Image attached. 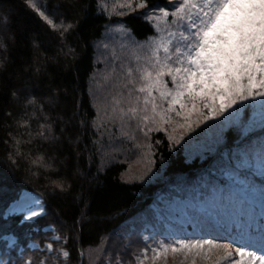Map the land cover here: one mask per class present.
<instances>
[{
  "label": "trees",
  "instance_id": "1",
  "mask_svg": "<svg viewBox=\"0 0 264 264\" xmlns=\"http://www.w3.org/2000/svg\"><path fill=\"white\" fill-rule=\"evenodd\" d=\"M147 2L163 5L165 0ZM33 4L47 9L55 27ZM145 10L109 17L99 0H0V15L8 19L6 28L0 25L1 246L2 237L12 233L23 248L30 238L40 240V245L49 241L54 251L40 252L46 264H107L117 249L101 256L90 250L107 237L120 248L122 230L159 204L160 195H187L199 180L215 177L210 170L223 163L221 150L243 139L239 127L233 126L214 155L189 160L181 148H172L163 132H150L158 177L124 179L127 163L122 158L112 161L113 142L101 139L95 126L90 82L97 67L95 43L110 22L123 23L138 40L155 33ZM61 25L71 28L63 31ZM42 125L51 128L47 139L38 135ZM143 145L130 141L124 149L134 155ZM61 180L67 190L52 191ZM211 181L193 193L205 194ZM24 190L42 198L45 214L33 221H23L21 214L6 217L7 207ZM62 246L68 251L66 262L58 253Z\"/></svg>",
  "mask_w": 264,
  "mask_h": 264
},
{
  "label": "rangeland",
  "instance_id": "2",
  "mask_svg": "<svg viewBox=\"0 0 264 264\" xmlns=\"http://www.w3.org/2000/svg\"><path fill=\"white\" fill-rule=\"evenodd\" d=\"M139 2L140 0H99V6L109 17L124 16L144 10L136 7ZM42 9L49 18L53 19L44 6ZM150 21L155 25V20ZM160 27L164 29L166 26L161 22ZM157 35L155 30V33L148 38L138 40L123 23L110 22L103 38L95 43L97 67L90 82L97 113L95 126L101 139L113 142V147L109 148L114 153L112 161H120L122 158V161L127 163L124 179L153 181L158 177L159 174L153 164L152 145L149 142L150 132H163L172 148H181L189 160L214 155L222 147L226 132L233 126L239 127L243 139L232 148L221 150L223 163L219 165V169L217 167L210 170L215 177H208L210 181L212 180V185L205 194L199 195V191L195 194L193 190H198L199 186L207 184L209 182L207 179L199 180L196 189H192L187 195L174 194L166 197L162 194L159 196L161 200L159 204H154L151 211H147L138 221L132 222L129 228L122 230V233L119 232L125 233L121 237L124 245L118 248L116 241L107 237L98 248L90 250L92 254L101 256L105 249H117V254L124 258L125 264H131L129 261L131 254L144 248L145 245L156 247L155 241L170 244L179 240H215L218 245L232 244L233 248L240 247L243 246V242L240 230L235 226V218L239 216L251 220L255 225L264 221V177L259 175L255 167L237 169L234 159L238 149L258 148L260 142L264 140L260 97L234 105L220 116H209L207 119L203 116L199 118L194 116L190 127H181L185 124L182 116H173V123L159 124L152 122L151 119L148 121L134 119L123 125L119 119L114 122L111 120L115 99L119 98V85L127 79L138 81L139 70L147 66L145 61L151 56L153 46L151 41ZM159 35L166 38V33L163 31ZM160 55L163 56L162 49ZM129 68L133 70L131 78L126 76ZM164 107H167L166 103ZM204 111L207 115V110ZM147 115L149 117L152 115L150 106ZM156 119L158 121L159 117ZM130 141L134 146L144 144L140 148L141 151L135 152V150L134 155H130V152L124 149V144ZM116 155L120 158L115 157ZM127 156L131 159H127ZM21 207L31 208L39 215L32 220H25L24 217L29 213L21 212ZM12 209L17 210L11 211ZM17 214L23 216V221H33L45 214V204L40 196L24 190L9 204L4 215L11 217ZM48 230L52 231L54 239L58 237L52 226H49ZM256 234L253 230L252 235ZM2 241L4 245H0V262L5 264H23V261L30 257L33 264H41L44 258L40 252L45 251V246L50 244L47 241L40 245V240L30 238L25 248L19 247L17 238L12 233L4 235ZM61 249L68 253L63 246L58 249V253ZM30 250H36L37 253H30ZM222 251V248H214L207 259L203 256H189L185 259L182 252L169 251L165 257H159L155 264H192L193 259L195 264H214L217 257L222 255ZM247 251H255L258 256L264 255V251L258 247L248 246ZM15 254L20 256L15 258ZM151 256L152 253L149 252L146 264H153ZM61 258L66 262L68 256L61 255ZM240 259L239 255L233 253L232 257L222 260L220 264H234V261Z\"/></svg>",
  "mask_w": 264,
  "mask_h": 264
},
{
  "label": "snow or ice",
  "instance_id": "3",
  "mask_svg": "<svg viewBox=\"0 0 264 264\" xmlns=\"http://www.w3.org/2000/svg\"><path fill=\"white\" fill-rule=\"evenodd\" d=\"M32 7L55 27L53 19L44 11L35 4ZM136 7L146 9L145 17L156 21L153 27L158 35L151 41V56L145 61L147 66L139 70L138 81L127 79L119 85V98L115 99L111 114L113 122L119 119L123 125L134 119H151L157 124L173 123V116H182L185 124L181 127H190L194 116L205 119L220 116L234 105L260 97L261 127L264 128V0H165L163 5L140 0ZM161 22L166 26L164 29L160 27ZM0 25L7 27L6 14L0 15ZM61 28L68 31L71 25H61ZM162 31L166 38L159 35ZM132 75L133 70L129 68L126 76L131 78ZM165 103L167 107H164ZM149 106L151 117L147 115ZM41 127L43 130L38 135L49 138L51 128ZM234 159L237 169L255 167L264 177V140L258 148L238 149ZM56 190H67L63 180L55 184L52 191ZM20 211L29 213L25 220L39 215L31 208L21 207ZM234 223L240 230L243 246L218 245L215 240H179L170 244L155 241L156 247L145 245L133 252L129 261L146 264L151 252L155 264L169 251L182 252L185 259L189 256L207 259L213 249L219 247L223 250L222 255L214 264H220L233 253L241 257L234 264H264V255L247 251L248 246L264 251V221L255 225L253 221L237 216ZM253 230L256 235H252ZM45 247L48 252L53 251L51 244ZM60 254L68 256L62 249ZM23 264H33L32 258L24 260ZM107 264H125V260L114 254L107 257ZM192 264H195L194 259Z\"/></svg>",
  "mask_w": 264,
  "mask_h": 264
}]
</instances>
